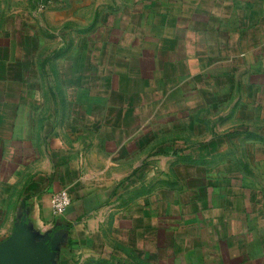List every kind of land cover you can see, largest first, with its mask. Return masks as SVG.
<instances>
[{
	"label": "rangeland",
	"instance_id": "obj_1",
	"mask_svg": "<svg viewBox=\"0 0 264 264\" xmlns=\"http://www.w3.org/2000/svg\"><path fill=\"white\" fill-rule=\"evenodd\" d=\"M165 9L164 0H0V102L20 91L8 100L39 107L46 146L54 132L67 140L72 127L87 129L93 144L105 118L113 121L105 108L118 74L150 78L171 65V50H156L167 44ZM240 16H210L207 34L175 33L192 43L209 38L214 55L232 49L230 59L180 90L164 76L141 81L158 91H141L140 163L118 180L101 212L102 241L79 264H264V79L247 70L259 55H245ZM215 26L231 49L219 50ZM9 209L0 241L25 212L10 220ZM234 235L241 243L229 248Z\"/></svg>",
	"mask_w": 264,
	"mask_h": 264
},
{
	"label": "crops",
	"instance_id": "obj_2",
	"mask_svg": "<svg viewBox=\"0 0 264 264\" xmlns=\"http://www.w3.org/2000/svg\"><path fill=\"white\" fill-rule=\"evenodd\" d=\"M164 1L166 12L163 16L170 20L162 30L165 36L161 37V41L165 39L167 44L159 43L156 50H171V65L165 72L151 70V77H147L151 82V78L157 76L154 82L159 83L164 76L172 81L171 90H180L191 76L230 59L235 54L231 49L233 39L221 36L223 31L220 27L215 26L209 34L219 33L217 39L221 51L226 42L230 44L231 51L225 55L215 56L218 51L214 53L212 47L206 44L209 38L204 42L198 40L196 44L175 33L189 34L194 28L206 33V25H203L210 16L236 19L239 18L238 12H241L242 18L240 24L244 22L245 26L242 31L247 49L245 55L251 56L253 50H257L259 55L255 59L250 58L247 70L250 73L255 67L254 74L264 79V0ZM210 40L216 45V38ZM180 48L184 50V55H175ZM209 55L212 56L211 61L208 60ZM117 77L118 84L111 83L108 90V97H115L116 100L108 99L105 108L113 121L110 117L105 118L106 122L98 129V137L91 145L87 144V129L72 127L67 140L54 132L51 143L46 146L38 141L40 123L36 115L39 107L20 105L18 99L8 100L20 97V91L14 92L10 98L6 94L7 99L0 102V222L5 219L10 201L14 202L9 209L10 220L24 207L26 220L32 229L39 235L50 233L57 240L54 264H79L86 256L96 253L93 248L100 244L103 237L99 230L101 212L113 195L118 180L140 163V133L137 127L141 112L140 95L142 89L158 90L151 84L142 88L141 81L147 78L130 70ZM87 146L89 148H85ZM59 189L69 192L71 202L63 213L54 214L50 195ZM226 221L224 219L220 223L225 225ZM11 224V221L5 223L6 226ZM236 237L234 235L229 237L230 241L227 240L231 242L229 248L241 243Z\"/></svg>",
	"mask_w": 264,
	"mask_h": 264
},
{
	"label": "water",
	"instance_id": "obj_3",
	"mask_svg": "<svg viewBox=\"0 0 264 264\" xmlns=\"http://www.w3.org/2000/svg\"><path fill=\"white\" fill-rule=\"evenodd\" d=\"M56 257L57 240L50 233L39 235L32 229L25 212L0 241V264H54Z\"/></svg>",
	"mask_w": 264,
	"mask_h": 264
},
{
	"label": "built area",
	"instance_id": "obj_4",
	"mask_svg": "<svg viewBox=\"0 0 264 264\" xmlns=\"http://www.w3.org/2000/svg\"><path fill=\"white\" fill-rule=\"evenodd\" d=\"M52 212L61 214L71 202V196L66 189H59L50 195Z\"/></svg>",
	"mask_w": 264,
	"mask_h": 264
}]
</instances>
